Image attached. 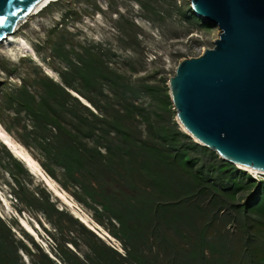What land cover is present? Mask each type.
Returning a JSON list of instances; mask_svg holds the SVG:
<instances>
[{
    "label": "rangeland",
    "instance_id": "1",
    "mask_svg": "<svg viewBox=\"0 0 264 264\" xmlns=\"http://www.w3.org/2000/svg\"><path fill=\"white\" fill-rule=\"evenodd\" d=\"M9 34L15 41L0 39V67L4 69L14 64L19 73L31 75L36 66L58 81L56 71L67 67L51 56L59 35L68 51L62 55L72 64L78 67L80 55L91 75L98 66L106 69L103 77L99 74L91 81L97 92L84 80L73 83L94 97L96 108L78 96L93 113L104 116L112 147L125 152L119 163L124 180L110 176L102 192L94 183L95 197L99 199L100 193L108 203L104 210L93 200L76 202L49 176L105 235L83 223L85 227L121 255L126 254L134 235L139 251L134 264H264V175L240 169L199 147L180 129L168 96L167 80L176 64L211 47L218 34L216 26L193 15L189 0H46ZM19 40L28 48L23 50ZM0 81L18 80L0 70ZM2 115L8 122L11 114L5 111ZM81 115L90 121L86 113ZM93 127L90 144L101 135L100 124ZM14 131L11 128L10 134L20 143ZM2 145L25 165L0 140V196L6 200L0 197L2 234L6 225L11 226L4 243L25 241L10 222L9 217L15 216L21 228L19 217L29 220L38 232L37 240L45 246L42 229L35 227L39 214L25 208L20 215L14 211L16 202L2 182L8 179ZM26 171L33 190L36 184L39 189L44 186L54 205L72 214L40 177ZM64 224L65 237L75 236L86 243L76 250L79 254L90 248L93 257L102 250L94 239L83 238L75 226ZM4 248L0 246V264H27L19 249L2 258Z\"/></svg>",
    "mask_w": 264,
    "mask_h": 264
},
{
    "label": "trees",
    "instance_id": "2",
    "mask_svg": "<svg viewBox=\"0 0 264 264\" xmlns=\"http://www.w3.org/2000/svg\"><path fill=\"white\" fill-rule=\"evenodd\" d=\"M63 44L64 38L59 35L51 47V56L65 62L67 66L64 70L56 71L58 81L41 73L36 66L31 75L19 73L14 64H11L8 70L0 67L4 74L16 76L18 80L7 83L0 81V125L9 134L11 128L16 129L14 132L20 144L34 153L42 170L68 191L76 202L85 204V199L93 200L106 210L108 203L106 206L102 194L99 193V199L95 197L94 183L102 192L110 176L124 180L125 176L119 163L126 154L112 147L107 136V126L104 125V116L93 113L86 106L87 104H83L75 96L78 95L92 107H97L94 97L78 89L73 80L78 79L80 82L84 80L97 92L91 81L97 79L99 74L101 76L107 72L101 65L91 75L86 59L80 55H77L78 67L75 66L62 55V53L68 54ZM104 79L110 81L107 77ZM73 92L75 95L72 94ZM5 111L11 114L5 115L8 116V122H5V117L2 115ZM82 113H86L90 121L83 117ZM98 123L101 130L100 138L91 139L90 144L88 138L92 137L93 126ZM189 142L198 146L190 140ZM1 147L7 164L4 166V172L8 176V179H2V182L16 202L13 204L14 211L18 215L22 208L28 213L37 212L39 217L35 223L42 229V236L47 243L42 246L32 234L17 224L15 216H10L11 224L18 227L25 241L13 240V243H4V234L11 232V226L6 225L5 230L2 229L3 234L0 229V246L5 247L2 258L19 249L27 257V264H123L125 261L128 264L135 263L139 251L134 235L126 254H119L85 227L65 207L57 208L50 199V192L44 186L39 189V184H36V190H33L30 187L32 177L27 173V168L23 167L3 145ZM199 147L206 148L201 145ZM100 148L104 150L101 151ZM111 217L119 220L115 213H111ZM65 222L75 226L83 238L94 239L101 245L102 250L93 253V257L90 255L92 252L90 248L87 252L79 254L77 251L80 245H87L79 242L75 236L65 237ZM3 227L0 218V228ZM34 230L38 235L37 230L35 228Z\"/></svg>",
    "mask_w": 264,
    "mask_h": 264
},
{
    "label": "water",
    "instance_id": "3",
    "mask_svg": "<svg viewBox=\"0 0 264 264\" xmlns=\"http://www.w3.org/2000/svg\"><path fill=\"white\" fill-rule=\"evenodd\" d=\"M41 1L0 0V39ZM189 4L218 34L211 47L180 60L168 77L175 118L220 159L264 171V0Z\"/></svg>",
    "mask_w": 264,
    "mask_h": 264
},
{
    "label": "bare ground",
    "instance_id": "4",
    "mask_svg": "<svg viewBox=\"0 0 264 264\" xmlns=\"http://www.w3.org/2000/svg\"><path fill=\"white\" fill-rule=\"evenodd\" d=\"M45 1L46 0H42L41 4H43ZM41 4H38L37 7L39 8L41 6ZM37 7H35L32 12H35L38 9ZM4 37L7 38V41L8 40L9 41H15L14 36L9 34V33H8V35L6 34ZM18 44L23 48V50L28 48L26 46L25 42L22 40H19ZM81 99L85 103H87L86 100L83 99L82 97H81ZM177 122H178L180 129H182L188 136H190V134L184 129V127L181 125V123L179 121H177ZM0 140L2 143H4L9 148V150L19 160H21L24 163L25 167L27 168V170H29V172L31 174L40 177L45 182L48 189L57 198H59L61 200L62 204L66 205L67 207H69L72 210V213L74 214V216L76 218H78L82 223H84V224L88 225L89 227H91L92 229H94L99 235H101V236L105 235L104 232H100L97 228H95L94 226H92V224L89 223L88 217L84 213H81V211H79V208H77V206L73 203L72 199L70 197H68L64 192H62V190H60L58 188L57 183L53 179H51L48 175L45 174V172L40 167L39 163L33 157L30 156V153L27 152V150L23 147V145H21L16 140H14L13 137L7 131H5L1 125H0ZM195 141L198 142L196 139H195ZM237 166L240 169H243L245 171H250L252 173L264 175V171H262V170H258V169L252 168V167L241 166V165H237ZM0 197L6 203V200L2 196H0ZM19 219H20V223H21L20 225L22 226V228L25 231H29V233H32L34 235V237L37 239V235H36L34 228L31 227L22 217H19ZM36 227H38L37 223H36Z\"/></svg>",
    "mask_w": 264,
    "mask_h": 264
}]
</instances>
